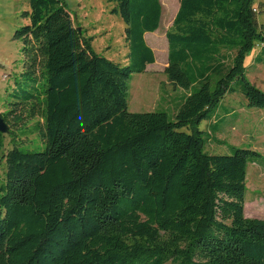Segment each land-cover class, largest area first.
Returning <instances> with one entry per match:
<instances>
[{
	"label": "trees",
	"instance_id": "obj_1",
	"mask_svg": "<svg viewBox=\"0 0 264 264\" xmlns=\"http://www.w3.org/2000/svg\"><path fill=\"white\" fill-rule=\"evenodd\" d=\"M113 1L126 24V67L95 53L62 0H28L30 24L14 39L22 77L45 80L44 90L15 92L0 116L8 135L35 122L45 149L5 154L0 133V264H264V220L245 213L259 154L210 155L223 128H198L239 90L264 109L245 74L258 44L264 64L255 0H180L166 35L164 73L186 91L173 120L128 109L130 77L156 62L145 35L160 29V0Z\"/></svg>",
	"mask_w": 264,
	"mask_h": 264
},
{
	"label": "rangeland",
	"instance_id": "obj_2",
	"mask_svg": "<svg viewBox=\"0 0 264 264\" xmlns=\"http://www.w3.org/2000/svg\"><path fill=\"white\" fill-rule=\"evenodd\" d=\"M62 1L72 15L76 27L83 31L85 38L92 39L96 54L122 67L129 65L130 49L125 39L126 24L113 12L117 8L115 1ZM160 2L163 7L160 29L145 37L146 44L154 51L156 63L147 72L130 77L128 109L131 113L165 112L173 120L176 113L173 100L186 91L171 82L164 73L168 66L166 35L172 29L180 0ZM254 8L259 29L264 30V0H255ZM26 11L30 12L28 0H0V114L8 112L15 92L28 90L39 93L44 90L45 80H38L37 84L26 83L22 77L25 65L23 44L15 40L14 35L16 31L30 24V20L23 16ZM262 51L263 46L258 44L247 56L245 74L264 93V64L259 65L255 61ZM4 75L8 77L6 80H3ZM35 84L36 90L32 88ZM236 90H239V86H236ZM210 117L199 125V130L207 136L211 123L219 122L223 132L214 135L220 144L208 141L205 149L207 153L232 155L234 149H246L259 154L251 160L247 169L245 213L247 218L264 220V109L249 106L239 90L236 94L227 95ZM34 123H29L27 130L18 129L13 130L12 134H5V154L14 147L29 152L44 151L45 146L40 135L30 132ZM182 131L191 133L190 129ZM3 177L4 163H0V178Z\"/></svg>",
	"mask_w": 264,
	"mask_h": 264
},
{
	"label": "water",
	"instance_id": "obj_3",
	"mask_svg": "<svg viewBox=\"0 0 264 264\" xmlns=\"http://www.w3.org/2000/svg\"><path fill=\"white\" fill-rule=\"evenodd\" d=\"M79 31L81 32V29H79ZM8 132H9L8 126L4 122V120L2 119V117L0 116V133H2V134H8Z\"/></svg>",
	"mask_w": 264,
	"mask_h": 264
},
{
	"label": "crops",
	"instance_id": "obj_4",
	"mask_svg": "<svg viewBox=\"0 0 264 264\" xmlns=\"http://www.w3.org/2000/svg\"><path fill=\"white\" fill-rule=\"evenodd\" d=\"M28 4H29V2H28ZM30 6V5H29ZM26 12H28V11H26ZM25 13V12H24ZM147 35V34H146ZM146 35H145V37H146ZM148 42V41H147ZM156 58V57H155ZM156 63V62H155ZM154 65V64H153ZM153 65H149L148 67H147V70H146V72L149 70V68H151ZM185 94V93H184Z\"/></svg>",
	"mask_w": 264,
	"mask_h": 264
},
{
	"label": "built area",
	"instance_id": "obj_5",
	"mask_svg": "<svg viewBox=\"0 0 264 264\" xmlns=\"http://www.w3.org/2000/svg\"><path fill=\"white\" fill-rule=\"evenodd\" d=\"M256 11V10H255ZM8 77L6 75L3 76V80H6Z\"/></svg>",
	"mask_w": 264,
	"mask_h": 264
}]
</instances>
